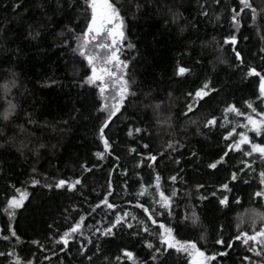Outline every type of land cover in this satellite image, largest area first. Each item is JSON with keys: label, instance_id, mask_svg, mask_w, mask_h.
Masks as SVG:
<instances>
[{"label": "trees", "instance_id": "16d2710c", "mask_svg": "<svg viewBox=\"0 0 264 264\" xmlns=\"http://www.w3.org/2000/svg\"><path fill=\"white\" fill-rule=\"evenodd\" d=\"M14 3L20 6L13 9ZM118 3L127 17V39L135 45L132 50L122 49L120 58L130 62L127 76L135 81L131 91L136 95L127 98L126 110L122 109L113 118L115 123L106 130L112 140L118 141L115 152L99 161L93 153L103 149L97 135L103 119V114L97 111L100 96L95 85L82 83L90 70L82 57L64 46L67 35H59L70 24L69 18L76 34L81 31L86 23L82 0L71 9L66 7V0H0V234H8L5 229L10 223L20 237L19 243L14 238L10 242L0 240V251H14L21 259L33 260V264H85L77 252L79 243L70 242L71 251L60 252V246L50 239L57 230L62 232L72 217L79 219L83 214L84 232L93 241L88 246L91 249L88 255L96 252L97 244L100 248L93 257L94 264H132L121 249L132 251L138 264H152L141 238H134L126 228L117 226L113 236L99 239L98 233L92 236L97 227L103 228L114 218V210L101 206L93 212L90 205L103 199L111 180L109 202L117 204V210L127 209L143 218L142 210L134 206L136 194L141 183L153 182V170L147 162L137 168L139 157L135 153L129 155L127 148L155 154L169 141H179L184 147L169 153L157 164L156 171L161 174L165 191L172 186L168 176L178 174L176 187L183 194L173 204L171 220L166 213L157 219L175 225L177 214L183 217L196 212L199 217V226L188 222L177 230L178 239H194L210 253L220 250L213 242L215 229L220 225H224L227 239L235 233L237 223L242 222L245 230H250L253 220L257 226L261 223L264 199L252 193L259 187L258 173L264 170V164L255 161L256 175L241 174L247 184L228 179L232 171L242 166L241 153L230 152L225 157L227 163L218 165L217 169H208L207 164L222 154L225 148L222 136L229 121L237 126V131H246L254 142L264 143V133L256 136L250 129L239 127L245 122L243 117L222 113L226 104L233 103L241 111L252 114L245 100L254 102L258 111L264 109L256 100L259 78L246 76L248 65L264 72V52L260 51L264 48V15H258L255 23L246 15L241 22L236 35L245 65L238 66L231 47L223 44L224 37L233 32L229 9L236 7L238 0H220L219 4L214 0H118ZM137 3L139 10L135 7ZM201 3L206 5L207 16L200 15ZM253 3L258 10L264 8V0ZM173 12L180 14L175 20ZM178 62L189 67L191 73L175 76ZM205 79L217 90L212 99L195 113L182 115L186 93ZM10 105H15V109L4 120ZM209 115H215L225 128L219 124L212 129L204 128L203 121ZM224 115L228 121H224ZM192 120L197 123H191ZM129 124L147 132L129 138L125 134ZM144 143L149 144L148 150L140 147ZM192 152L196 153L195 157ZM171 157L180 159V163H172ZM82 163L92 170L83 173L82 185L77 190L43 187L44 183L80 176ZM121 169H127V174H122ZM31 177L41 183L32 185ZM224 182L229 183L232 191L220 190L217 196H229L227 207H221L217 198L209 194ZM197 184L205 187L197 191ZM9 185L28 193L11 220L4 210L6 196L14 194V188ZM200 195L207 199L200 200ZM235 197H240L239 203ZM139 199L145 206L159 210L152 203V189L149 195ZM66 216L69 220H65ZM98 220L101 224L96 223ZM202 232L207 236L206 242L199 240ZM32 240L43 244L44 250L33 245ZM228 251L229 255L217 258L215 264H242L244 255L252 256L238 242ZM44 256L49 259L45 260ZM116 257L121 259L117 261ZM13 259L0 256V264H12ZM161 259L164 264H184L185 260L175 252Z\"/></svg>", "mask_w": 264, "mask_h": 264}, {"label": "snow or ice", "instance_id": "6c2138e0", "mask_svg": "<svg viewBox=\"0 0 264 264\" xmlns=\"http://www.w3.org/2000/svg\"><path fill=\"white\" fill-rule=\"evenodd\" d=\"M79 2L80 0H66V7L71 9ZM82 2L86 23L81 27L79 34H76V29L70 26L71 18H69L70 24L66 25L64 31L59 33V35L62 37L67 35L68 38L63 41L64 46L70 48L73 53L82 57V62H86L90 70L89 74L84 77L82 83L95 85L98 90L100 104L97 111L103 114V119L97 128V135L103 149L94 152L93 155L97 160L102 161L106 156L113 155L118 143V141L112 140L111 137L108 136L106 130L110 128L111 124L115 123L113 118L117 117V114L121 113L122 109L126 110L127 98L136 95L135 92L131 91L135 81L127 76L130 62L127 59L120 58L122 49L127 48L128 50H132L135 48V45L127 39L125 32L127 17L122 14L123 9L119 5L118 0H82ZM214 2L219 4L220 0H214ZM19 6V4L15 3L12 5L13 9ZM135 7L139 10L140 5L137 3ZM199 7L201 9L200 15L207 16L206 5L201 3ZM229 11L233 32L231 35L224 37L223 44L231 47L234 60L238 62V66H244V57L238 49L239 41L236 32L242 27L241 22L246 15L250 16L251 21L255 23L258 15H264V8L258 10L253 0H238L237 6L229 9ZM172 15L175 20L180 14L173 12ZM183 30L184 29H181V31ZM36 35H39V33ZM245 39H247V37H245ZM73 43L75 44L74 47ZM260 51L264 52V48H261ZM190 73L191 69L189 67L179 62L177 63L174 71L175 76L184 77L186 74ZM246 76L259 78L256 100L260 105H264V72L258 71L255 66L248 65L246 66ZM211 85L212 82L205 79L198 87L186 93L187 102L182 115L187 116L188 113H195V111H198L204 104H207L212 99V94L217 90ZM244 104L246 108L255 115L241 111V109L233 103L226 104L222 109V113H230L236 117H243L245 122L240 124L239 127L241 129H250L256 136H261V134L264 133V109L258 111L254 102L249 100H245ZM14 109L15 105H10V110L8 113H5L3 119L8 120ZM224 121H228L227 115H224ZM190 122L193 124L197 123L195 120ZM228 123L229 127L225 128V124L219 121L215 115H209L203 121V127L206 129H212L218 124L221 128H225V132L222 136L225 141V148L221 150L222 154L219 155L218 158L207 164V168L217 169L218 165L226 164L227 161L225 157L229 156L230 152L241 153L243 159H241L240 163L242 166L232 171L228 179L233 182L242 181L247 184L248 181L244 180L243 176H248L249 173L256 175L255 168L253 167L255 161L259 160L261 164H264V143L254 142L250 139L246 131H237V126L232 125L230 121ZM197 131L199 132L200 129L198 128ZM146 132L147 129L129 124L126 126L125 134L129 138H133L135 136H143ZM0 147H2V145H0ZM41 147H43V145H41ZM140 147L148 150L150 146L144 143L140 145ZM182 147H184V145L179 141H169L163 146L161 151L155 152V154L152 151L141 153L138 152L135 147H128L127 153L129 155L135 153L136 157H139L136 161L137 168H139L142 163L147 162L149 167L153 170V182L148 185L141 183L140 189L136 194L138 198L134 206L142 210L143 218H138L137 215L130 213L127 209L122 211L117 210V204L109 202V196L112 190V183L111 180H109L107 183L108 191L104 194L103 199H100L95 205H90V207L93 212L101 206H104L108 210H114V218L103 228L97 227L95 232H92L91 235L97 236L98 233L97 239H99V237L113 236L114 229H116L117 226L126 228L130 230L134 238H141L142 246L149 251V260L152 264H164L161 257L165 256V254L171 256L173 252L185 258L184 264H215L217 258L228 256V250L232 249L237 242L246 249L247 253L252 254V256L244 255L242 257V264H264V215L260 216L261 223L258 226L255 220L252 221L250 230L242 228V222L237 223L235 225V233L230 234L227 239L223 234L224 225H220L215 229L217 235L213 241L214 245L219 246L220 250L210 253L198 246V242L194 239L177 238V230L181 227H186L188 222H191L194 226H199V217L196 212H192L191 215L185 214L183 217L177 214V223L175 225H172L170 222H160L157 219L158 216L166 213L169 220H171V218H173V204L183 193L176 187L178 180H180L178 174L169 175L167 179L172 182V186L168 191L162 190V177L161 174L156 171V166L158 163L162 162L165 157L169 156V153L176 152L178 148ZM191 155L195 157L196 153L192 152ZM119 159L120 157L118 155L115 156L116 161ZM170 159L172 163L177 165L180 163V159L178 158L171 157ZM93 167H98V165H93ZM80 168L82 170L80 176L74 179L61 178L54 183H44L43 187H55L56 189L66 188L69 192L77 190V186L82 185L81 176H83V173L92 170L86 163H82ZM33 172H35V169H33ZM121 172L126 175L127 169H121ZM241 174H243V176ZM137 175L139 174L137 173ZM109 176H111V171L109 172ZM258 180L259 187L252 195L264 199V170L259 171ZM30 183L35 186L40 184L41 181L31 177ZM9 187L14 188V194L6 196V207L4 210L11 220L14 217L15 210L23 205L28 193L13 185H9ZM195 187L196 190L199 191L205 186L197 184ZM149 189L153 190L152 203L158 205L159 210L151 206H145V203L141 202L139 199V197L149 195ZM220 190H223L224 193L232 191L229 187V183L224 182L218 185L216 191H212L209 194L217 198L218 204L221 207H227L230 203L229 196L227 194L217 196V191ZM156 197H158V199ZM199 199L206 200L207 196L200 195ZM235 200L239 203L240 197H235ZM128 203H132V201H128ZM90 214L91 213H89V215ZM65 220H69V217L66 216ZM84 221L85 215L83 214L79 215V219L72 217L71 222L64 227V230L62 232L57 230L52 233L50 239L54 245L60 246V252H64L65 250L70 252L72 244L79 243L77 252L84 258L85 264H94L93 257L100 251V248L97 244L96 252L92 255H88V252L91 251L88 246L92 244L93 241L84 232ZM96 223L101 224V221L98 220ZM49 227L51 228V225ZM91 227L92 226L89 225V228ZM5 231L8 234H0V240L10 242L14 238L17 243L20 242V237L10 223L7 225ZM199 240L206 242V234L202 232ZM70 242H72V244H70ZM31 243L41 250H44V245L39 241L32 240ZM120 251L128 261L132 262V264H138L132 251L127 249H121ZM0 256L14 257L12 264H33V260L21 259L14 251H9L7 253L0 251ZM252 257L258 259L254 260ZM43 258L45 260L49 259L48 256H44ZM105 259H107V257ZM120 259V257H116L117 261Z\"/></svg>", "mask_w": 264, "mask_h": 264}]
</instances>
